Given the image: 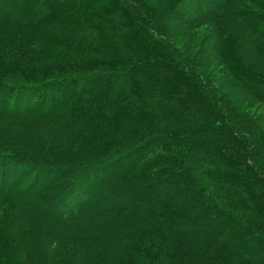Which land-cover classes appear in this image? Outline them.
Segmentation results:
<instances>
[{
	"label": "trees",
	"instance_id": "obj_1",
	"mask_svg": "<svg viewBox=\"0 0 264 264\" xmlns=\"http://www.w3.org/2000/svg\"><path fill=\"white\" fill-rule=\"evenodd\" d=\"M246 97L264 108V0H0V250L264 264V125Z\"/></svg>",
	"mask_w": 264,
	"mask_h": 264
},
{
	"label": "rangeland",
	"instance_id": "obj_2",
	"mask_svg": "<svg viewBox=\"0 0 264 264\" xmlns=\"http://www.w3.org/2000/svg\"><path fill=\"white\" fill-rule=\"evenodd\" d=\"M25 32H30V31H25ZM25 32H23V33H25ZM22 34H20V36H11L9 38H11L12 41H13L16 38L23 36ZM29 35H33V32H30ZM25 38L29 39V37H26V36H25ZM178 40H181V39H178ZM31 46L34 47V48L40 49V50L44 46L48 47L49 50L48 49H45V48L42 49V51L48 55L46 58H49L51 55L54 54L53 52L56 51V49H54V48L51 47V44L46 43V42H38V41H36V42H33L31 44ZM58 51L59 50H57V52ZM85 52H87V51H85ZM88 55H90V53H88ZM93 57H96V56H93ZM225 86H226V83H224V87ZM244 102H245V104H243V107L244 108H246L247 106L248 107H251V111L252 112L254 111V114L255 115H259L260 116V121L264 125V108L262 107V105H258L256 103L250 101V98L249 97H246V99H244ZM20 106H21L20 105V102H18L17 103V108H21ZM11 127L14 129V132L16 134L24 135V134H27V133H31L30 132L31 127L28 126L24 122H15V123H12L11 124ZM26 181L28 182L29 180L27 179ZM3 204L4 203H1L0 202V223L1 224H4L3 219L7 215V212H4L3 211L4 210V208H3L4 206H2ZM8 210H9V212H11V213L14 214V218H15L16 223H18L17 222V218H22L23 217L18 210L16 211V207H14V206L9 205L8 206ZM63 252L64 251H62V253ZM18 260H19L18 255L12 254L8 250H0V264H16Z\"/></svg>",
	"mask_w": 264,
	"mask_h": 264
}]
</instances>
